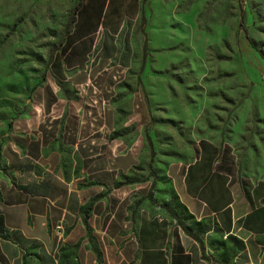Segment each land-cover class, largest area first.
I'll list each match as a JSON object with an SVG mask.
<instances>
[{"label":"crops","instance_id":"1","mask_svg":"<svg viewBox=\"0 0 264 264\" xmlns=\"http://www.w3.org/2000/svg\"><path fill=\"white\" fill-rule=\"evenodd\" d=\"M151 9L80 0L0 142V264H264L262 181L158 149Z\"/></svg>","mask_w":264,"mask_h":264},{"label":"rangeland","instance_id":"2","mask_svg":"<svg viewBox=\"0 0 264 264\" xmlns=\"http://www.w3.org/2000/svg\"><path fill=\"white\" fill-rule=\"evenodd\" d=\"M77 1L0 0V142L27 106ZM148 1L156 10L147 91L159 151L186 160L196 141L220 140L226 167L264 185V60L244 34L264 52V0Z\"/></svg>","mask_w":264,"mask_h":264},{"label":"trees","instance_id":"3","mask_svg":"<svg viewBox=\"0 0 264 264\" xmlns=\"http://www.w3.org/2000/svg\"><path fill=\"white\" fill-rule=\"evenodd\" d=\"M79 6H80V0L77 1L75 4H73L70 7L69 12H68V15H67V17H66V19L64 21V24H63V29H62V33H61V39H59V40H57L55 42L54 46L51 49L50 55H52L53 52L60 46L64 35L67 34L70 31L71 26H72V23L75 20L76 13H77V11L79 9ZM244 34H245V38L248 41L249 45L253 49H255L258 52V54L260 55V57L264 60V52L261 49H259L258 47L255 46V44L253 43V41L248 37L247 32H246V29L244 31ZM1 233H2V218L0 216V235H1Z\"/></svg>","mask_w":264,"mask_h":264}]
</instances>
